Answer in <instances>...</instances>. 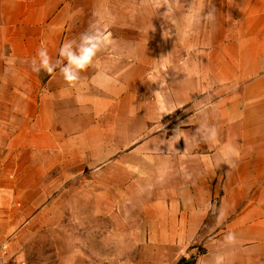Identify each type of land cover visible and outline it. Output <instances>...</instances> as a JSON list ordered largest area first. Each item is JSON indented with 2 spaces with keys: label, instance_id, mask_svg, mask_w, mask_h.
<instances>
[{
  "label": "rangeland",
  "instance_id": "374dc122",
  "mask_svg": "<svg viewBox=\"0 0 264 264\" xmlns=\"http://www.w3.org/2000/svg\"><path fill=\"white\" fill-rule=\"evenodd\" d=\"M94 1L79 8L80 19L104 29L106 62H143L149 121L126 149L104 150L100 139L119 138L97 133L84 149L65 151L43 184L41 209L24 216L31 225L4 237L0 227V244L8 264H194L230 221L225 210L250 201L239 189L246 170L225 184L230 141L217 131L216 106L232 92L225 78L245 30L258 24L235 0ZM202 125L216 130L212 140L197 132ZM210 203L224 210L219 224Z\"/></svg>",
  "mask_w": 264,
  "mask_h": 264
},
{
  "label": "crops",
  "instance_id": "0c3cea01",
  "mask_svg": "<svg viewBox=\"0 0 264 264\" xmlns=\"http://www.w3.org/2000/svg\"><path fill=\"white\" fill-rule=\"evenodd\" d=\"M233 5L247 10L245 21L258 26L245 30L249 36L235 52L238 57L225 78L232 92L217 104L216 123L230 141L221 154L229 168L225 184L246 170L247 180L239 189L250 201L242 210H225L230 221L194 264H264V0H235ZM93 6V0H0V210L7 215L0 219L3 237L23 224L24 216L41 209L48 197L43 184L53 168L63 166L65 151L84 149L89 136L97 133L119 138L100 139L104 150L126 149L128 137L143 134L149 121L139 89L143 62L120 68L106 62L101 50L74 86L59 69L48 75L30 67L41 45L55 62L66 40L78 41L89 30L79 8ZM229 232L235 233V244L224 241Z\"/></svg>",
  "mask_w": 264,
  "mask_h": 264
},
{
  "label": "clouds",
  "instance_id": "9594fccd",
  "mask_svg": "<svg viewBox=\"0 0 264 264\" xmlns=\"http://www.w3.org/2000/svg\"><path fill=\"white\" fill-rule=\"evenodd\" d=\"M108 41L105 36L104 29L95 24L90 26L89 30L82 33L77 40H66L59 49L58 58L52 61L46 47L41 45L37 49L36 55L30 61V67L33 72L41 71L52 75L59 69L60 75L70 86H74L80 80V74L86 71L90 66L94 65L97 54L107 45ZM204 140H212L216 134L214 128L202 125L197 129ZM208 209L212 214L216 215L217 223H221L225 215L223 208L218 212L216 206L208 205ZM224 241L231 245L235 244L237 237L235 233L229 232L224 236Z\"/></svg>",
  "mask_w": 264,
  "mask_h": 264
},
{
  "label": "built area",
  "instance_id": "2783aa9c",
  "mask_svg": "<svg viewBox=\"0 0 264 264\" xmlns=\"http://www.w3.org/2000/svg\"><path fill=\"white\" fill-rule=\"evenodd\" d=\"M8 255H7V248L5 245L0 247V264H8Z\"/></svg>",
  "mask_w": 264,
  "mask_h": 264
},
{
  "label": "trees",
  "instance_id": "16d2710c",
  "mask_svg": "<svg viewBox=\"0 0 264 264\" xmlns=\"http://www.w3.org/2000/svg\"><path fill=\"white\" fill-rule=\"evenodd\" d=\"M180 264H193V263H192V261L185 262L184 260H182V261L180 262Z\"/></svg>",
  "mask_w": 264,
  "mask_h": 264
}]
</instances>
